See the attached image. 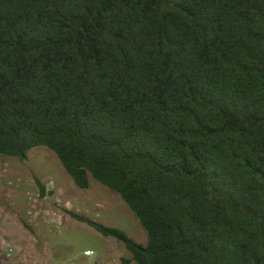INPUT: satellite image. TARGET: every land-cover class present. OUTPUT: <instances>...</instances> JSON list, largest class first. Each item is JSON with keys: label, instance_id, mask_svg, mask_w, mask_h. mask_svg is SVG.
<instances>
[{"label": "trees", "instance_id": "trees-1", "mask_svg": "<svg viewBox=\"0 0 264 264\" xmlns=\"http://www.w3.org/2000/svg\"><path fill=\"white\" fill-rule=\"evenodd\" d=\"M36 148L148 235L136 264H264V0H0V155Z\"/></svg>", "mask_w": 264, "mask_h": 264}, {"label": "rangeland", "instance_id": "rangeland-1", "mask_svg": "<svg viewBox=\"0 0 264 264\" xmlns=\"http://www.w3.org/2000/svg\"><path fill=\"white\" fill-rule=\"evenodd\" d=\"M75 216L120 229L147 246L148 235L122 198L91 180L81 190L57 155H0V264H126L131 254ZM128 264H136L130 262Z\"/></svg>", "mask_w": 264, "mask_h": 264}]
</instances>
